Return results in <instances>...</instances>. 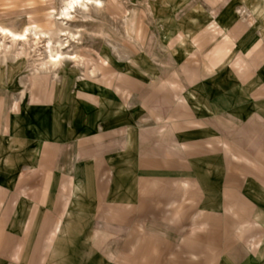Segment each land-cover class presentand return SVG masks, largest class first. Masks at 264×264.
<instances>
[{"label":"rangeland","instance_id":"1","mask_svg":"<svg viewBox=\"0 0 264 264\" xmlns=\"http://www.w3.org/2000/svg\"><path fill=\"white\" fill-rule=\"evenodd\" d=\"M70 2L0 0V228L47 264H264V0Z\"/></svg>","mask_w":264,"mask_h":264},{"label":"crops","instance_id":"2","mask_svg":"<svg viewBox=\"0 0 264 264\" xmlns=\"http://www.w3.org/2000/svg\"><path fill=\"white\" fill-rule=\"evenodd\" d=\"M0 237V264H47V251L37 262L35 254L41 250L37 248L31 255L30 245L24 243L23 240L22 243L16 242V235L14 232H10L9 228H0ZM18 250L19 255L16 256L15 253Z\"/></svg>","mask_w":264,"mask_h":264},{"label":"bare ground","instance_id":"3","mask_svg":"<svg viewBox=\"0 0 264 264\" xmlns=\"http://www.w3.org/2000/svg\"><path fill=\"white\" fill-rule=\"evenodd\" d=\"M81 0H71V2L68 4V7H67V10H74L75 9V5H77ZM68 16V15H66ZM0 30L3 31V32H9L10 35H12V37L14 38V40H21L22 38H27V34L28 32L22 34V35H19V34H15L11 31H7V30H4L0 27ZM24 40V39H23ZM48 45H50V42L48 43ZM64 59L62 54L61 53H56V54H51L50 56V61L54 64V66H58L60 64V61Z\"/></svg>","mask_w":264,"mask_h":264}]
</instances>
